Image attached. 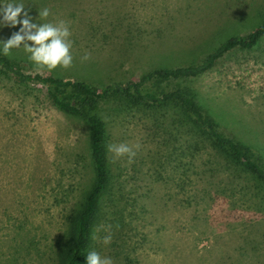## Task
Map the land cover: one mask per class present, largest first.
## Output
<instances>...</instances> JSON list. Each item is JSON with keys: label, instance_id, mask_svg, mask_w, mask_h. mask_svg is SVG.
<instances>
[{"label": "rangeland", "instance_id": "374dc122", "mask_svg": "<svg viewBox=\"0 0 264 264\" xmlns=\"http://www.w3.org/2000/svg\"><path fill=\"white\" fill-rule=\"evenodd\" d=\"M19 2L33 22L66 21L71 55L81 58H72L74 68L47 70L23 48L10 49L22 71L98 88L137 81L155 67L198 65L264 19V0ZM45 7L49 16L41 19ZM18 28L0 27V41ZM193 87L218 130L250 145L264 166V39L228 53ZM110 107L101 105L109 145L125 143L135 155L129 161L110 152L112 189L102 198L91 251L112 264H264V189L249 173L207 142L194 149L171 141L166 124L156 127L147 112ZM92 179L84 124L53 106L44 86L0 77V264H54V243Z\"/></svg>", "mask_w": 264, "mask_h": 264}, {"label": "trees", "instance_id": "16d2710c", "mask_svg": "<svg viewBox=\"0 0 264 264\" xmlns=\"http://www.w3.org/2000/svg\"><path fill=\"white\" fill-rule=\"evenodd\" d=\"M27 1L35 5L37 0ZM263 39L264 19L252 33L229 37L198 65L155 67L146 71L137 81L113 79L103 88L82 79L24 73L16 57L11 54L0 55V77H11L23 85L35 83L44 86L48 101L68 116L81 121L87 129V153L93 179L85 189L80 203L67 217L62 236L54 243V264H85L102 211V198L112 189L111 156L101 105L111 106L115 111L128 109L142 114L149 113L157 123L156 127L158 124H166L171 141L183 139L194 149L199 142H207L229 163L241 166L264 189V166L253 159L250 145L230 139L218 130L216 122L198 103L193 87L195 80L212 70L228 53L236 49L251 50ZM70 67L74 68L73 65ZM165 82L176 83V86L172 89L164 88L159 93L147 90L151 84L159 86Z\"/></svg>", "mask_w": 264, "mask_h": 264}, {"label": "clouds", "instance_id": "9594fccd", "mask_svg": "<svg viewBox=\"0 0 264 264\" xmlns=\"http://www.w3.org/2000/svg\"><path fill=\"white\" fill-rule=\"evenodd\" d=\"M49 16L47 7L38 10V17L41 19ZM18 17H20L18 19ZM19 24L16 32L5 40L0 41V55L7 56L10 49L23 48L28 54V59L37 68L47 70L67 68L71 65L72 40L69 25L64 20L55 23H36L28 11L24 10V3L19 0H0V27L8 26L15 28ZM30 42V43H29ZM87 55L83 59H87ZM108 151L114 157L127 156L129 161L134 157L135 152L125 143L108 145ZM111 241V234L102 238L106 245ZM85 264H112L110 257H102L96 251H88Z\"/></svg>", "mask_w": 264, "mask_h": 264}]
</instances>
